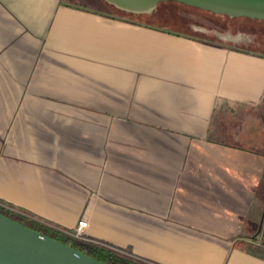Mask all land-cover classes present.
Listing matches in <instances>:
<instances>
[{"label":"crops","instance_id":"0c3cea01","mask_svg":"<svg viewBox=\"0 0 264 264\" xmlns=\"http://www.w3.org/2000/svg\"><path fill=\"white\" fill-rule=\"evenodd\" d=\"M0 203L156 264H264V53L76 0H0Z\"/></svg>","mask_w":264,"mask_h":264},{"label":"water","instance_id":"95a60500","mask_svg":"<svg viewBox=\"0 0 264 264\" xmlns=\"http://www.w3.org/2000/svg\"><path fill=\"white\" fill-rule=\"evenodd\" d=\"M132 12L151 10L159 1H176L231 18L247 17L264 20V0H107ZM195 31L214 33L217 39L239 44L253 39L249 34L212 31L192 24ZM257 233L264 239L263 215ZM0 264H107L58 239L34 230L0 213Z\"/></svg>","mask_w":264,"mask_h":264},{"label":"trees","instance_id":"16d2710c","mask_svg":"<svg viewBox=\"0 0 264 264\" xmlns=\"http://www.w3.org/2000/svg\"><path fill=\"white\" fill-rule=\"evenodd\" d=\"M183 5L186 6L188 8H196V7H192V6H188L185 5L183 3H179L176 1H159L157 3L156 6H154L151 10L148 11H141V12H132V11H126L123 10L117 6H115L114 4L108 2L107 0H93L92 3H88V5H90L91 7H95V8H99L102 10H106L109 11L111 13L114 14V11H118L120 13H122L125 16H129L133 20L136 22H141V23H146V24H150V25H156L159 27H163L166 28L168 30H172L171 28H169L166 25H157L151 22H147V21H139L136 18L137 17H147L150 19H159V18H166V17H170L171 19H176L175 15H173L172 12H168L167 10V6L168 5ZM169 7V6H168ZM199 9V8H197ZM203 10V9H202ZM207 11V10H206ZM210 12V11H208ZM212 13V12H210ZM179 14V20L180 23L187 25L188 27H190V18L188 16V14L186 13H181L178 12ZM214 14V13H213ZM167 15V16H166ZM221 15V14H218ZM121 17H123L122 15H119ZM226 16V15H224ZM125 18V17H124ZM247 18V17H244ZM128 19V18H127ZM250 20H259V19H251V18H247ZM170 21V20H168ZM264 21V20H262ZM191 29V28H190ZM174 31V30H172ZM180 32H187V31H182L180 30ZM192 34H195L197 36L200 37H208L206 34L201 33V32H196V31H191ZM0 213L10 217L34 230L40 231L46 235H49L52 238L58 239L100 261H103L107 264H156L154 262L151 261H147L141 258H137L134 256H131L121 250L115 249L111 246L102 244V243H98V242H94L92 240L89 239H77L72 237L71 235H69L68 233H66L64 230L44 221L41 220L39 218H36L26 212L23 211H19L16 210L14 208H12L9 205L0 203Z\"/></svg>","mask_w":264,"mask_h":264},{"label":"rangeland","instance_id":"374dc122","mask_svg":"<svg viewBox=\"0 0 264 264\" xmlns=\"http://www.w3.org/2000/svg\"><path fill=\"white\" fill-rule=\"evenodd\" d=\"M84 3H92L93 0H76ZM169 6V7H168ZM166 8L169 13L172 12L173 15H175L176 19H171L170 17L166 18H159L157 20L155 19H150L147 17H137L136 19L139 21H147L151 22L157 25H166L169 28H171L174 31H187L188 33H192L191 31H195L191 28L192 23L196 25H201L206 28H210V30L214 31H219V32H226L230 31L232 34H249L252 35L253 38L255 37V42L252 45L244 46L245 42H241L238 44L241 47H246L248 49H253L257 50L261 53H264V21L262 20H250L244 17H235L231 18L228 16H223L218 15V14H213L210 13L206 10L202 9H197V8H188L183 5H168ZM178 12L181 13H186L188 14L190 20V27H188L185 24L180 23L179 20V14ZM171 14V13H170ZM114 15H122L125 18L132 19L129 16H125L122 13L118 11H114ZM167 16V15H166ZM178 19V20H177ZM170 20V21H168ZM191 28V29H190ZM200 32V31H196ZM204 33V32H201ZM210 38H215L217 37L214 35V33H204ZM77 239H82L80 237H75ZM84 240V239H82ZM251 240L256 242L258 244V249L262 251L264 248V239L261 237L260 233H257V230L254 232V235L251 237Z\"/></svg>","mask_w":264,"mask_h":264},{"label":"built area","instance_id":"2783aa9c","mask_svg":"<svg viewBox=\"0 0 264 264\" xmlns=\"http://www.w3.org/2000/svg\"><path fill=\"white\" fill-rule=\"evenodd\" d=\"M86 226V220L84 218H80L76 225L70 229V230H64L66 233H68L71 236L80 237L82 239H88L84 235V228Z\"/></svg>","mask_w":264,"mask_h":264},{"label":"flooded vegetation","instance_id":"af4514ba","mask_svg":"<svg viewBox=\"0 0 264 264\" xmlns=\"http://www.w3.org/2000/svg\"><path fill=\"white\" fill-rule=\"evenodd\" d=\"M215 14V13H214ZM224 16V15H223ZM193 24V23H192ZM201 26V25H200ZM204 27V26H203ZM206 28V27H205ZM207 29H210V28H207ZM255 42V37L248 43H242L244 44V46H248V45H252L253 43ZM240 44V43H239Z\"/></svg>","mask_w":264,"mask_h":264}]
</instances>
